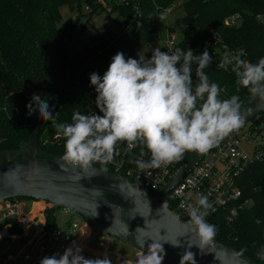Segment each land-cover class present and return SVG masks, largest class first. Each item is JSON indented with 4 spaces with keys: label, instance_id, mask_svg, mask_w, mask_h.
<instances>
[{
    "label": "trees",
    "instance_id": "16d2710c",
    "mask_svg": "<svg viewBox=\"0 0 264 264\" xmlns=\"http://www.w3.org/2000/svg\"><path fill=\"white\" fill-rule=\"evenodd\" d=\"M108 1L111 11L121 20V29L116 32L111 25L105 26L76 51L69 44V32L57 30L61 20L59 8L67 4L79 11L83 3L91 9L87 13L90 17L103 10L100 0H0V151L21 148L44 122L36 112L27 114L26 106L34 93L49 98L50 107L55 105L57 123H72L74 112L87 115L97 95L90 85V74L103 76L117 52H122L126 59H139L136 56L139 49L160 39V14L177 0H129L128 4ZM182 9V38L172 51L177 47L191 48L199 55L207 49L212 63L204 71L210 82L225 89L220 98L238 95L240 100L249 99L251 93L237 84L231 66L221 69L217 65L225 51L237 53L244 49L242 58L253 64L264 58V0H187L182 3ZM233 14H239L240 23L226 25L225 19ZM214 34L219 37L218 42L211 41ZM208 40L210 43L205 45ZM192 67L195 86L196 65ZM247 122L252 131L264 126V111L242 127ZM50 124L46 121L43 130ZM56 137V130L46 132L42 139L39 136V150L64 155V138H58L59 142L53 144H42L44 139ZM262 148L261 158L249 163L241 175V195L218 217L214 237L235 253L247 249L242 258L256 264H264L257 257V252L264 249V145ZM93 167L102 169L98 163ZM106 168L109 172L110 168ZM233 207L236 214L228 217ZM60 209L52 204L45 210L47 229L54 225ZM257 219L260 224L255 223ZM6 222H12L11 233L21 232V225L14 219Z\"/></svg>",
    "mask_w": 264,
    "mask_h": 264
},
{
    "label": "clouds",
    "instance_id": "9594fccd",
    "mask_svg": "<svg viewBox=\"0 0 264 264\" xmlns=\"http://www.w3.org/2000/svg\"><path fill=\"white\" fill-rule=\"evenodd\" d=\"M244 55V49L235 54L225 51L217 66L223 69L231 65L237 84L264 100V58L253 64L243 59ZM211 63L207 49L197 55L191 48L177 47L170 53L157 47L148 59H126L122 52H117L103 76L93 72L89 77L97 93L95 105L99 114L74 112L72 123H57L55 105L50 107L49 98L35 93L26 106L27 114L36 112L43 121H50L57 138L65 140L63 159L93 175L97 172L93 168L96 163L107 171L106 165L114 159L118 142H126L127 152L139 147L141 157L145 155L144 149L148 150L149 160L130 161L141 172L158 169L179 161L186 152L207 153L244 125L249 112L241 111L238 95L220 98L222 89L210 82L204 71ZM193 64L198 80L195 86ZM187 209L189 230L197 243L187 244L179 264H196L195 254L189 249L209 245L216 227L206 220L212 209L207 196L200 195L195 204H187ZM255 223L261 221L257 219ZM146 243L147 251L134 264H162L166 255L163 244L151 237L138 241L142 248ZM167 243L184 247L179 239ZM82 251L73 242L63 254L45 256L39 264H112L107 253L103 258H85ZM246 251L242 248L235 255L243 257ZM257 257L264 260V249L257 252Z\"/></svg>",
    "mask_w": 264,
    "mask_h": 264
},
{
    "label": "water",
    "instance_id": "95a60500",
    "mask_svg": "<svg viewBox=\"0 0 264 264\" xmlns=\"http://www.w3.org/2000/svg\"><path fill=\"white\" fill-rule=\"evenodd\" d=\"M240 105L241 111L249 112L245 122L264 111V100L252 94L249 99L240 100ZM45 124L46 121L36 128L21 148L0 151V200L23 197L67 208L102 233L142 253L147 251V243L142 248L138 241L151 237L163 244L166 255L162 264H179L187 244H195L197 240L189 230L190 222L169 208L165 194L205 153L190 152L189 161L171 174L159 192L151 195L125 176L104 172L99 167H93L97 170L93 175L65 161L63 155L39 150L38 137ZM178 239L184 247L167 243ZM189 250L195 254L196 264L247 261L215 238L203 248L194 245ZM247 264L256 263L247 261Z\"/></svg>",
    "mask_w": 264,
    "mask_h": 264
},
{
    "label": "built area",
    "instance_id": "2783aa9c",
    "mask_svg": "<svg viewBox=\"0 0 264 264\" xmlns=\"http://www.w3.org/2000/svg\"><path fill=\"white\" fill-rule=\"evenodd\" d=\"M119 2L128 4L129 0H119ZM85 8L89 9L88 6ZM165 11L170 12L171 6L166 8ZM224 22L226 25H238L240 23V16L239 14H233L227 17ZM211 41L218 42L219 37L214 34ZM209 43L210 40L206 41L205 45ZM174 46V39L171 37L164 43L163 48L165 51L171 52ZM222 47L226 50L225 46ZM231 53L235 54L234 52ZM228 67L225 69H228ZM221 89L220 96L225 92L224 88ZM221 99L227 98L221 97ZM87 111V115L98 113L95 104L89 106ZM259 128H254L252 131L250 125L248 128L245 126L240 127L236 134L230 133L218 145L205 153L179 183L166 192L165 198L168 201L169 208L190 222L187 204H195L200 195L207 196L209 203L212 204V209L210 210L211 215L207 216L206 220L215 225L217 233L219 226L217 223L218 217L222 216L228 205L241 195L239 180L242 173L249 163L260 159L263 155L262 146L264 143L259 140L261 136L257 134ZM56 142H59L57 137L52 140L44 139L42 144H53ZM126 148V142H118L114 159L106 165L110 168L109 173L125 176L130 183L139 186L148 193L154 192V195L167 183L172 173L189 161V159L186 160L187 154L190 158V152H186L179 161L158 169H149L141 172L130 161L141 158L149 160L150 154L148 150L145 148V155L141 157L139 147L134 148L131 152L125 151ZM23 200L19 198L0 200V223H3L6 229L9 230L12 226V222H6L7 219H14L15 222L24 223L23 221H25L26 216L22 205ZM39 201L50 203L43 200ZM170 204L173 205V208L170 207ZM238 207H242V205ZM45 209V205L41 207L39 213L32 218V221L39 215L42 217ZM235 214L236 209L234 207L230 208L228 217ZM80 221L86 220L77 219V221H72L64 230L57 228L47 229L45 222H40V225L36 226L38 230L42 231L43 239L34 245L30 243L23 244L13 253H11L10 244L5 239L6 236L0 234V264H39L43 257L50 256L54 250V253L63 254L65 248L72 246V238L75 237L79 230ZM49 234L54 238V243L50 244L47 242ZM56 245L58 246L57 249H55ZM141 253L137 251L138 256ZM117 264H134V262L129 259H121Z\"/></svg>",
    "mask_w": 264,
    "mask_h": 264
},
{
    "label": "rangeland",
    "instance_id": "374dc122",
    "mask_svg": "<svg viewBox=\"0 0 264 264\" xmlns=\"http://www.w3.org/2000/svg\"><path fill=\"white\" fill-rule=\"evenodd\" d=\"M119 1V0H114ZM187 0H177L175 3L171 5V11H164L160 14L159 17V27L161 30V36L158 41L149 43L148 45L142 47L139 49L136 53V56L139 58V56L144 57L145 59H148L151 57L152 50L159 47L161 51H165L163 48L164 43H166L171 37L174 39V44H176L178 41L182 38V28L183 24L181 22V18L184 14L182 9V3ZM100 5L103 7V10H101L100 13L93 14L92 16L88 17L87 13L91 10L86 9V5L81 3L79 7V11L77 8L72 10L69 5L63 4L60 6L59 11L61 14V20L57 23V30L59 33H62L64 31L69 32V44L72 47L73 50H80L83 48V46L89 41V39L95 34L96 31L101 30L105 26H110L114 31H119L121 29V20L120 18H117V13L115 11H111V4L108 0H100ZM250 125L249 122L246 123L245 127L248 128ZM55 130V127L53 124L48 125L42 132L39 134L40 139L43 138V135L46 134L48 131ZM258 136L260 137V141L264 143V126H261L258 129ZM27 200V199H26ZM60 217L65 216L67 219H70L71 221H75L76 219L83 220L84 218L80 216L79 214L68 210L67 208L61 207L59 210ZM57 229H61L62 225L61 223H58ZM71 224V222H69ZM2 223H0V226ZM95 231H98V229L94 228ZM116 243H121L120 240L114 238ZM8 242V241H7ZM10 244L13 243V241L9 240ZM47 242L48 243H54V238L51 237L49 234L47 236ZM12 246V245H11ZM58 246L56 245L55 249H57ZM55 250L52 252L51 255H53ZM50 255V256H51Z\"/></svg>",
    "mask_w": 264,
    "mask_h": 264
},
{
    "label": "crops",
    "instance_id": "0c3cea01",
    "mask_svg": "<svg viewBox=\"0 0 264 264\" xmlns=\"http://www.w3.org/2000/svg\"><path fill=\"white\" fill-rule=\"evenodd\" d=\"M22 205L24 207L26 219H24V223L19 222L21 225V232L11 233L8 229H6L3 223L0 226V234L6 236V241H8L9 244V240L13 241V243L10 244V246L12 245L11 253L15 252V250L23 244L30 243L31 245H34L43 239V233L41 230H38L36 225H40V222L43 221L46 224L45 211L42 214V217L39 215L37 218L33 219L34 221H32V218L39 213L41 207L45 205V208L47 209L52 205V203L48 204L39 200L35 201L24 199L22 201ZM59 213L60 212L58 211L56 214L55 222L52 228H56L57 225H59L58 223H61V229L64 230L68 225H70L69 222L72 221L67 219L65 216L60 217ZM75 221H77V219ZM94 228L95 227L89 222L80 221L79 230L77 231L75 237L72 238V244L75 242L77 246H80L83 249L82 255L85 258H103V255L107 253L109 259L112 261V264H117L121 259H129L135 262L138 257L136 250L125 243H122L125 245L116 243L113 237L102 233L99 230L95 231Z\"/></svg>",
    "mask_w": 264,
    "mask_h": 264
}]
</instances>
